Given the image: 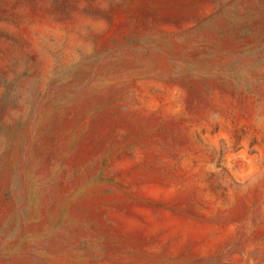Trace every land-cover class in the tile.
<instances>
[{
  "label": "rangeland",
  "instance_id": "rangeland-1",
  "mask_svg": "<svg viewBox=\"0 0 264 264\" xmlns=\"http://www.w3.org/2000/svg\"><path fill=\"white\" fill-rule=\"evenodd\" d=\"M0 264H264V0H0Z\"/></svg>",
  "mask_w": 264,
  "mask_h": 264
}]
</instances>
